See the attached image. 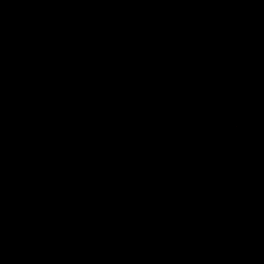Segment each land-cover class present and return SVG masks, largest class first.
Instances as JSON below:
<instances>
[{"label": "water", "instance_id": "1", "mask_svg": "<svg viewBox=\"0 0 264 264\" xmlns=\"http://www.w3.org/2000/svg\"><path fill=\"white\" fill-rule=\"evenodd\" d=\"M0 264H264V0H0Z\"/></svg>", "mask_w": 264, "mask_h": 264}]
</instances>
